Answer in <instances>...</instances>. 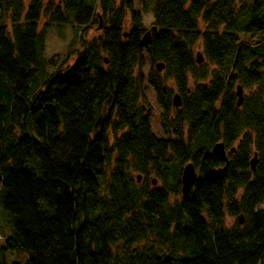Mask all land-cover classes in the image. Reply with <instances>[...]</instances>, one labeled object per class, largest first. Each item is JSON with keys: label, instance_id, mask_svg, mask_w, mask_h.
Wrapping results in <instances>:
<instances>
[{"label": "trees", "instance_id": "trees-1", "mask_svg": "<svg viewBox=\"0 0 264 264\" xmlns=\"http://www.w3.org/2000/svg\"><path fill=\"white\" fill-rule=\"evenodd\" d=\"M28 1L0 0V264H264V0H141L148 46L137 0ZM101 24L69 71L47 70L48 28L71 27V49ZM149 87L173 139L153 133Z\"/></svg>", "mask_w": 264, "mask_h": 264}, {"label": "rangeland", "instance_id": "rangeland-1", "mask_svg": "<svg viewBox=\"0 0 264 264\" xmlns=\"http://www.w3.org/2000/svg\"><path fill=\"white\" fill-rule=\"evenodd\" d=\"M28 4L29 1L27 0ZM121 0H119V3ZM147 4L150 3L149 0H146ZM136 9L141 11L143 14V22L146 26L147 30L152 31L150 29L152 24V14L150 13V5L147 7L146 10H143V3L141 0H137L136 3ZM152 6V5H151ZM102 21V20H101ZM47 22L46 18H43L39 30H42L44 27V24ZM132 26L131 16L128 15L126 19V27L127 30H129ZM201 27L204 29L205 26L201 25ZM59 30H62L59 32ZM153 34V32H152ZM64 36V37H63ZM103 36V30L99 29V26H95L93 29L89 30L86 34H84L83 39L80 41H77L76 44L70 49V44L72 43L74 39V34L71 29V27H64V28H57V27H50L46 31V39H45V51L43 53V57L49 61L50 58L55 60L56 65L47 66V70L50 73H53L57 71L58 69H62V71L66 72L69 71L72 66L75 64L78 56L82 53H84L87 50H90L91 46L96 43L97 39L101 38ZM254 38L250 37H244L242 36V42L245 44V46H249L252 50L253 47H256L259 45V41L261 40V37L254 36ZM198 53L203 54V44L202 41H199V43L194 48V56ZM244 54H247V51H244ZM156 70V69H155ZM152 72V64L148 60V56L146 55V66L143 68L142 73L145 78H147L150 73ZM205 84H208V82H205ZM165 87L169 91H173V97L178 94L176 91L174 81L173 80H166ZM190 87L193 90L194 88V80L190 77ZM147 103H143L144 106H146V113L150 112V122L152 126L153 133L160 139H173L174 136L172 134L165 133L162 124H161V109L157 103V95L156 92L149 87L147 92ZM229 152H227L228 154ZM157 187H160V183L157 184ZM261 208L264 209V204L261 205ZM0 222L2 225V231L4 232L5 236L8 235V228L5 225L4 219L0 215ZM237 222V218H232L227 215L226 217V226L232 227ZM4 235L3 238L0 239V245L4 241ZM145 246V242L139 243L137 247H143ZM12 262V260H11ZM11 262L9 264H11Z\"/></svg>", "mask_w": 264, "mask_h": 264}, {"label": "water", "instance_id": "water-1", "mask_svg": "<svg viewBox=\"0 0 264 264\" xmlns=\"http://www.w3.org/2000/svg\"><path fill=\"white\" fill-rule=\"evenodd\" d=\"M103 28L102 24L99 26V29L101 30ZM153 31V30H152ZM152 31H148L144 37H143V43L145 45H149L151 42V35ZM196 61L198 65H201L204 62V56L202 53H198L196 55ZM156 68L162 72L165 69V66L163 64H158ZM173 106L176 108H180L182 106V100L179 94H176L173 97ZM212 154L219 159L221 162L227 163L228 162V154L227 151L224 147L223 143H218L216 144L213 149H212ZM256 164H257V158L256 156L254 159L251 161V168L252 171H256ZM227 167H225L226 169ZM198 179V171L197 168L193 163H188L187 165L184 166L183 172H182V193L183 196H187L189 192L193 189L196 181ZM142 177L138 176V182H141ZM153 185H157L156 179L153 180ZM240 223H243L242 217L239 219Z\"/></svg>", "mask_w": 264, "mask_h": 264}]
</instances>
